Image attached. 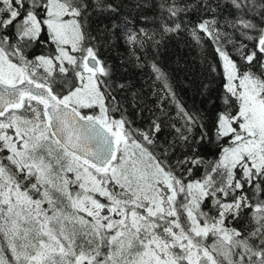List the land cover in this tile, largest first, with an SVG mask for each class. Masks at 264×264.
I'll list each match as a JSON object with an SVG mask.
<instances>
[{"label": "snow or ice", "instance_id": "obj_1", "mask_svg": "<svg viewBox=\"0 0 264 264\" xmlns=\"http://www.w3.org/2000/svg\"><path fill=\"white\" fill-rule=\"evenodd\" d=\"M0 264H264V0H0Z\"/></svg>", "mask_w": 264, "mask_h": 264}, {"label": "trees", "instance_id": "obj_2", "mask_svg": "<svg viewBox=\"0 0 264 264\" xmlns=\"http://www.w3.org/2000/svg\"><path fill=\"white\" fill-rule=\"evenodd\" d=\"M196 51L190 50L185 47L184 44L174 43L171 45L169 50V64L170 67L176 68V75L180 77L181 80L185 76L189 79H199L204 81L206 78V68H203L196 62ZM187 68L190 72H185L182 69ZM185 100L191 104L192 99L195 97V92L191 89V86L185 87L184 91L181 93Z\"/></svg>", "mask_w": 264, "mask_h": 264}]
</instances>
